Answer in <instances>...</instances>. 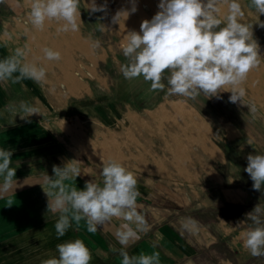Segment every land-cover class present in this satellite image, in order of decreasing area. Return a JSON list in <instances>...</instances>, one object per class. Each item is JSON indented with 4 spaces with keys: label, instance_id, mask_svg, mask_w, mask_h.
Returning <instances> with one entry per match:
<instances>
[{
    "label": "rangeland",
    "instance_id": "obj_1",
    "mask_svg": "<svg viewBox=\"0 0 264 264\" xmlns=\"http://www.w3.org/2000/svg\"><path fill=\"white\" fill-rule=\"evenodd\" d=\"M13 1L22 28L18 46L27 45L28 61L42 63L47 72L44 82L26 79L24 94L45 118L60 119L67 144L90 146L93 174L99 175L103 156L160 190L147 199L137 198L138 210L153 222L171 223L185 238L196 241V258L180 264H264V257H253L242 244V234L254 227L246 213L257 204L264 207V188L253 190L244 171L248 154H264V27L257 23L264 21V15L259 17L250 0H240L243 22L252 25L261 62L243 87L246 101L257 106L255 118L247 106L229 102L230 92L221 93V99H207L203 93L195 100L166 97L164 92L150 91V82L142 77L124 78L120 66L127 61L120 44L127 31L136 30L135 18L140 24L148 19L147 15L141 19L142 13H150L147 6L159 10V0H137V11L120 25L112 23V16L118 9L130 8L128 0H106L108 14L91 16L85 9L91 0H80V31L75 33H58L54 21L43 31L35 29L27 20L29 0ZM13 1L0 2L7 15ZM97 23L108 28L97 31ZM97 40L100 47L94 48ZM46 46L58 50L62 59L40 61ZM141 161L143 165L136 164Z\"/></svg>",
    "mask_w": 264,
    "mask_h": 264
},
{
    "label": "clouds",
    "instance_id": "obj_2",
    "mask_svg": "<svg viewBox=\"0 0 264 264\" xmlns=\"http://www.w3.org/2000/svg\"><path fill=\"white\" fill-rule=\"evenodd\" d=\"M128 3L130 8H122L112 16L113 24L120 25L137 11V0H128ZM79 5L80 0H29L27 20L40 31L54 21L59 25L58 33L79 32ZM250 7L259 17L264 15V0H250ZM85 9L90 16L97 12L108 14L106 0L104 4L91 0ZM158 9L150 20L142 21L139 31H127L120 44L127 61L120 66L124 78L142 77L150 82V91L164 92L166 97L195 100L203 93L207 99H221V93L230 92L229 102L247 106L248 114L255 118L257 106L246 101L243 85L261 61L252 25L243 22L245 11L240 0H159ZM102 20L103 17L98 18ZM257 23L264 27V21ZM107 28L104 23L96 25L100 32ZM93 47L99 48L100 42L95 41ZM41 51L40 61L59 62L62 59L61 53L51 47L46 46ZM29 52L27 45L16 47L11 55L0 59V84L19 83L23 79L46 80V68L42 63L29 62ZM8 110L21 119L43 114L40 108L27 101L10 104ZM242 115L247 121L245 113ZM11 158L12 151L0 148V198L17 187ZM100 159L99 175L86 181L83 189L66 183L81 175L82 168L75 160L67 161L62 167L53 166L52 176L42 173L45 181L39 184L48 198L46 214L58 215L54 225L57 238L65 236L73 225L79 228L81 221L88 233L95 234L101 226L108 228L115 219L121 222L113 233L121 245L118 250L121 264H161L159 252L130 255L127 251L141 239V234L151 230V225L138 210V180L120 162L111 158L105 160L103 156ZM244 171L253 181V190L262 192L264 154H248ZM246 217L254 227L242 234L243 248L253 257H264V207L257 204ZM183 226L187 229L189 223ZM56 252L58 256L42 264H90L92 260L90 249L81 239L58 244Z\"/></svg>",
    "mask_w": 264,
    "mask_h": 264
},
{
    "label": "crops",
    "instance_id": "obj_3",
    "mask_svg": "<svg viewBox=\"0 0 264 264\" xmlns=\"http://www.w3.org/2000/svg\"><path fill=\"white\" fill-rule=\"evenodd\" d=\"M10 9L7 15L0 8V59L11 55L13 43L14 48L19 47L22 28L15 15L19 10L14 1ZM21 81L0 84V148L12 151V167L16 169L17 181V187L0 198V264H42V261L58 256V244L74 239L83 240L90 249V264H121L122 257L118 253L121 245L113 235L121 223L119 220L114 219L108 228L101 226L95 234L88 233L84 221H81L79 228L73 225L65 236L57 238L54 225L58 215L46 214L48 198L39 184L45 181L42 173L52 176L53 166L62 167L67 161L75 160L82 168L81 175L66 183L80 189L98 174L92 172L90 146L76 148L67 144L64 140L67 135L57 116L45 118L43 112L21 119L8 110L10 104L30 102L24 94L26 79ZM146 162L153 163L155 160ZM136 164L143 165L144 161ZM138 191V198L142 199L160 192L155 185L152 189L140 181ZM144 216L151 230L141 234V239L127 249L130 255L159 252L161 264H180L182 260L190 262L196 258V241L185 238L171 223H156L150 216Z\"/></svg>",
    "mask_w": 264,
    "mask_h": 264
},
{
    "label": "bare ground",
    "instance_id": "obj_4",
    "mask_svg": "<svg viewBox=\"0 0 264 264\" xmlns=\"http://www.w3.org/2000/svg\"><path fill=\"white\" fill-rule=\"evenodd\" d=\"M126 1V0H125ZM149 1V0H148ZM90 2V1H89ZM150 4V3H149ZM127 5V4H126ZM125 5V6H126ZM124 6V7H125ZM149 8V9H148ZM117 9V8H116ZM147 9L150 11V13H147V14H141V19H143V16L144 15H147L148 16V19H151L155 14H156V12H157V10H155V8H152V7H150V6H147ZM119 10V9H118ZM103 14V13H102ZM139 16V15H138ZM146 19V18H145ZM140 19H138V18H135L134 19V21H133V26H134V28H136V30L137 31H139V29H140ZM123 26V25H122ZM125 28V27H124ZM61 41V40H60ZM81 42V41H80ZM84 43V42H83ZM53 45V44H52ZM80 45V44H79ZM48 47V46H47ZM83 47V46H82ZM92 48V47H91ZM85 54H86V52H84ZM79 72V71H78ZM76 73V72H75ZM72 74V73H71ZM75 78V77H74ZM77 78V77H76ZM144 132H145V130H144ZM153 133V132H152ZM184 134V133H183ZM159 135H161V134H159ZM145 136V135H144ZM153 147V146H152ZM193 149H194V147H193ZM173 157V156H172ZM175 158V157H174ZM173 158V159H174ZM139 172V171H138ZM141 173V172H140Z\"/></svg>",
    "mask_w": 264,
    "mask_h": 264
}]
</instances>
